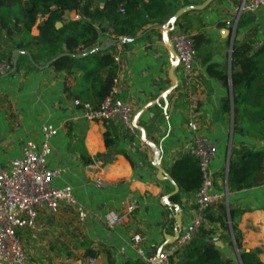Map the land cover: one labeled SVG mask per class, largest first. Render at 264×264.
<instances>
[{
    "label": "crops",
    "instance_id": "0c3cea01",
    "mask_svg": "<svg viewBox=\"0 0 264 264\" xmlns=\"http://www.w3.org/2000/svg\"><path fill=\"white\" fill-rule=\"evenodd\" d=\"M104 1L87 0L94 8L102 6ZM190 1L200 4L203 0ZM168 3L176 8L175 13L184 7V0H168ZM240 3L241 0H217L205 11L191 12L179 21L177 31L184 26L190 29V36L204 33L211 39L212 60L203 65L197 56L190 75L178 67L174 73L178 81L176 90H172L170 72L174 62L163 42V29H155L146 40L117 43L104 51L120 58L117 87L120 98L133 111V120L144 111L132 131L120 121L111 122L118 132L116 149L125 151L133 164L121 153L108 152L104 143L105 123L82 119L74 106L84 77V72L77 69L79 64L70 71H56L52 67L39 70L23 55L17 58L19 71L0 78V160L5 161L0 164V170L20 158L28 142L41 145L43 126L58 127L49 167L62 169L64 173L54 179V185L71 186L89 215L81 223L73 208L62 205L57 214L41 209L36 228L19 233L27 264H109V256L112 264H147L133 248V238L137 235L142 238L146 256H156L165 245L164 235L174 234L175 220L170 218L174 210L161 203L174 188L168 181L157 179L155 164L160 163L170 176L177 161L190 157L187 147L193 133L188 124L192 115L199 135L217 146L211 171L218 191L227 189L234 147L259 150L264 146L245 134H234L231 79L224 85L208 72V67L215 65L216 71L227 72L231 77L232 40L251 43L253 51L264 45V7L243 17L242 22L249 21L244 26L247 33L237 32L239 26L233 37L224 32V21L235 16ZM76 16L75 12H69L65 21L76 20ZM40 21L32 28L31 37H38ZM111 42H114L112 36L106 34L94 48ZM9 48L7 38L0 40L2 51ZM89 51L77 53L83 55ZM227 98L231 100L230 113L223 107ZM84 157L91 159L89 164ZM195 198L196 194L181 193L178 204L170 199L182 213L183 231L194 219ZM229 199L234 207L245 211L238 222L243 249L259 251L264 263V187L229 193ZM133 206L136 210L130 213ZM110 212L124 217L123 223L113 230L104 224ZM220 243L228 258L240 261L237 250Z\"/></svg>",
    "mask_w": 264,
    "mask_h": 264
},
{
    "label": "trees",
    "instance_id": "16d2710c",
    "mask_svg": "<svg viewBox=\"0 0 264 264\" xmlns=\"http://www.w3.org/2000/svg\"><path fill=\"white\" fill-rule=\"evenodd\" d=\"M192 4L190 0H184L183 6ZM175 11L168 0H105L98 8L92 7L87 0H0V40L7 38L10 44L9 50L1 51L0 61H8L12 65L15 50H31L34 63L46 65L59 55H78L77 51L91 50L106 34L117 43L143 41L155 33V27L164 26ZM69 12H75L80 19L65 21ZM38 19H41L37 26L39 35L34 38L30 32ZM248 22L241 21L239 26ZM191 38L202 64H208L212 60L211 39L204 33ZM19 56L22 58L23 55ZM231 60V77L227 72L216 71L215 65H210L208 72L224 85H228L231 79L234 134H245L264 143V45L253 51L251 43L235 39ZM75 66L84 72L75 100L99 110L111 95L117 80L118 66L114 57L107 52H96L83 59L65 56L51 67L56 71H70ZM223 107L226 112H231L230 98L223 101ZM105 124L104 143L108 152L114 155L121 153L133 164L125 151L116 149L118 132L115 127L111 122ZM84 160L86 164L91 161L88 157ZM170 177L182 195L197 194L203 183L198 161L187 156L173 165ZM260 187H264V146L259 150L234 147L229 163V193ZM181 193L173 196L172 202L178 204ZM244 213V210L234 207L231 200L228 206L221 203L210 208L196 237L168 264H264L259 251L243 249L238 222ZM218 242H223L232 251L237 249L241 261L228 258L217 247ZM108 259L112 264L111 256Z\"/></svg>",
    "mask_w": 264,
    "mask_h": 264
},
{
    "label": "built area",
    "instance_id": "2783aa9c",
    "mask_svg": "<svg viewBox=\"0 0 264 264\" xmlns=\"http://www.w3.org/2000/svg\"><path fill=\"white\" fill-rule=\"evenodd\" d=\"M262 7H264V0H241L235 16L224 21L226 29L235 36L243 17ZM79 19L80 17L76 16V20ZM169 41L179 60V67L184 74L190 75L197 62L191 36L175 28L170 33ZM114 59L116 64L120 63L119 56H115ZM12 68L8 61H0V76L10 73ZM117 83L118 80L115 81L111 95L99 110L95 111L90 104L79 100L74 101V106L80 111L81 118L90 123L120 121L127 130L132 131L134 114L131 107L120 98ZM188 128L193 133V137L187 147V153L198 161L203 175L202 186L195 198V216L179 239L173 245L163 249L159 255L146 256L142 248L141 236H135L133 248L147 264H168L170 259L175 258L196 237L204 221L205 213L215 205L227 204L229 198L227 189L216 190L211 171V163L218 154L217 146L208 138L199 135L194 115L191 117ZM59 130L58 127L50 124L43 126L41 145L28 142L23 147L22 156L12 160L7 169L0 170V264H27V255L19 233L36 228L41 209L57 214L63 205L76 211L79 222L85 223L89 219L88 212L79 204L71 186L56 187L54 185V179L64 173L62 169L49 167V159L53 152L52 141L58 136ZM135 210L134 206L129 208L130 213ZM123 220L122 215L110 212L105 216L104 224L107 229L113 230L121 225Z\"/></svg>",
    "mask_w": 264,
    "mask_h": 264
},
{
    "label": "water",
    "instance_id": "95a60500",
    "mask_svg": "<svg viewBox=\"0 0 264 264\" xmlns=\"http://www.w3.org/2000/svg\"><path fill=\"white\" fill-rule=\"evenodd\" d=\"M216 1L217 0H205L201 4H192V5H189V6H185V7L181 8V9H179L168 20V22L164 26L154 28V29H163V42L167 46V48H168V50L170 52V55H171V59L174 62V65H173V67L171 69V72H170V77H171V79H172V81L174 83V87H173L172 90H176L178 88V81H177L174 73H175V70L179 67V60H178V58H177V56H176V54H175V52L173 50V47H172V45H171V43L169 41L170 33L173 32V30L176 28L177 22L182 17H184L185 15H187V14H189L191 12H203L206 9H208ZM224 32L227 34V36L233 37L232 33L229 30L225 29ZM128 41L130 43L135 42V40H128ZM231 43H232L231 44V48H232L233 47V40H232ZM116 44H117V41H114V42L108 43L104 47H95V48L91 49L89 52H87L86 54H83V55H71V54L65 53V54L59 55L58 57L52 59L45 66L36 65L34 63V61L32 60L31 55L27 51H22V50L18 49V50H15L13 55H12V66H13L12 71L10 73L6 74V75L0 76V78L8 77V76L14 74L17 71V57L19 55H25V56L29 57V59L32 62V64L36 68H38L39 70H47V69L51 68V66L57 60L65 57V56H71V57H74V58H77V59H83V58H85V57H87V56H89L91 54L96 53V52H104V51L108 50L109 48L115 46ZM230 88H231V84H230ZM171 92H169L168 95H166L165 98H167L171 94ZM143 112L144 111H141L140 113H138L135 116V118L133 120V126L135 128L137 127L138 120L140 119V117L143 114ZM155 168L158 171L157 179L159 181H162V182L163 181H168L172 185V187L174 188V191L172 193H170L169 195L165 196L162 199V202H161L162 205L164 207H168L170 211L174 210V214L170 215V218L175 220L174 234L173 235H168V234L164 235L165 245L160 249V251L158 253V255H159L161 253V251L164 249L165 246H171L179 239V237H180V235H181V233L183 231V217H182V213H180V211H179V207L177 205L171 204V202H170V199L173 196H176V195L180 194V188L174 182V180L166 173V171L162 168L160 163H156L155 164ZM227 193H229L228 181H227ZM226 205L227 206L229 205V198L227 200V204ZM232 235H233V232H232ZM216 245H217V247L222 248V244L220 242H218ZM238 257H239V260H240V256H238ZM158 264H160V263H158Z\"/></svg>",
    "mask_w": 264,
    "mask_h": 264
},
{
    "label": "rangeland",
    "instance_id": "374dc122",
    "mask_svg": "<svg viewBox=\"0 0 264 264\" xmlns=\"http://www.w3.org/2000/svg\"><path fill=\"white\" fill-rule=\"evenodd\" d=\"M202 2H204V0L202 1ZM201 2V3H202ZM200 3V4H201ZM24 5V10L26 9L27 10V7L25 6V4H23ZM179 30L182 32V33H184V34H186V35H190V29L189 28H186V27H184V26H180L179 27ZM238 31H241L242 33H247L248 32V28L247 27H244V26H239V28H238V30H237V32ZM1 51H2V49H0V53H1ZM1 56H3L2 54H1ZM3 58V57H2ZM6 59V58H5ZM3 163H5V161L4 160H0V164H3ZM230 200V199H229Z\"/></svg>",
    "mask_w": 264,
    "mask_h": 264
}]
</instances>
